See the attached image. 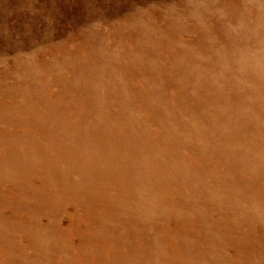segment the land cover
Returning <instances> with one entry per match:
<instances>
[{
  "label": "rangeland",
  "instance_id": "rangeland-1",
  "mask_svg": "<svg viewBox=\"0 0 264 264\" xmlns=\"http://www.w3.org/2000/svg\"><path fill=\"white\" fill-rule=\"evenodd\" d=\"M0 264H264V0H0Z\"/></svg>",
  "mask_w": 264,
  "mask_h": 264
}]
</instances>
